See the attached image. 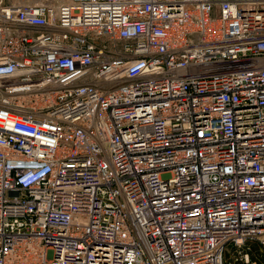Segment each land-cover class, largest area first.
I'll use <instances>...</instances> for the list:
<instances>
[{
	"label": "built area",
	"instance_id": "built-area-1",
	"mask_svg": "<svg viewBox=\"0 0 264 264\" xmlns=\"http://www.w3.org/2000/svg\"><path fill=\"white\" fill-rule=\"evenodd\" d=\"M264 0H0V264H256Z\"/></svg>",
	"mask_w": 264,
	"mask_h": 264
},
{
	"label": "rangeland",
	"instance_id": "rangeland-1",
	"mask_svg": "<svg viewBox=\"0 0 264 264\" xmlns=\"http://www.w3.org/2000/svg\"><path fill=\"white\" fill-rule=\"evenodd\" d=\"M254 255H255L254 259L256 261V264H264V253H263V251L258 249L257 251H255ZM227 261L230 264H241L240 261L234 259V256H232V257L228 256Z\"/></svg>",
	"mask_w": 264,
	"mask_h": 264
},
{
	"label": "crops",
	"instance_id": "crops-1",
	"mask_svg": "<svg viewBox=\"0 0 264 264\" xmlns=\"http://www.w3.org/2000/svg\"><path fill=\"white\" fill-rule=\"evenodd\" d=\"M9 4H28V3H44V2H49V1H54V2H64L66 0H5ZM57 2V3H58Z\"/></svg>",
	"mask_w": 264,
	"mask_h": 264
}]
</instances>
